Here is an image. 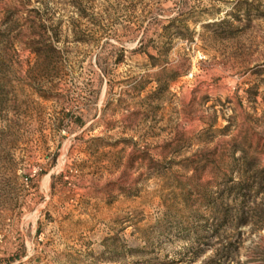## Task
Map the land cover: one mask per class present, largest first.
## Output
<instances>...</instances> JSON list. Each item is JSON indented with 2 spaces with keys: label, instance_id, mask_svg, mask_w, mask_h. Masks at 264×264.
<instances>
[{
  "label": "rangeland",
  "instance_id": "374dc122",
  "mask_svg": "<svg viewBox=\"0 0 264 264\" xmlns=\"http://www.w3.org/2000/svg\"><path fill=\"white\" fill-rule=\"evenodd\" d=\"M0 264H264V0H0Z\"/></svg>",
  "mask_w": 264,
  "mask_h": 264
}]
</instances>
